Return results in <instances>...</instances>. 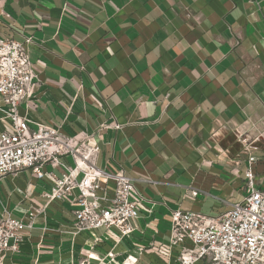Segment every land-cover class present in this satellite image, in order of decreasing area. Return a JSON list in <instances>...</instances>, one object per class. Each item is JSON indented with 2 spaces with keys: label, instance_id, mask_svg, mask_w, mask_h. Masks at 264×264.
Here are the masks:
<instances>
[{
  "label": "crops",
  "instance_id": "1",
  "mask_svg": "<svg viewBox=\"0 0 264 264\" xmlns=\"http://www.w3.org/2000/svg\"><path fill=\"white\" fill-rule=\"evenodd\" d=\"M0 38L33 42L29 117L85 134L99 148L96 166L121 167L148 198L141 231L114 248L113 264L138 247L135 264H167L173 211L218 218L241 202L242 140L264 188V0H0ZM50 188L28 171L3 178L0 211L20 217ZM71 212L66 201L49 206L0 264H80L88 255L107 264L112 245L90 252V235L73 239Z\"/></svg>",
  "mask_w": 264,
  "mask_h": 264
},
{
  "label": "built area",
  "instance_id": "2",
  "mask_svg": "<svg viewBox=\"0 0 264 264\" xmlns=\"http://www.w3.org/2000/svg\"><path fill=\"white\" fill-rule=\"evenodd\" d=\"M32 44L29 38H0V123L6 125L0 130V181L28 171L49 181L51 188L41 192V207L31 206L20 217L0 211V260L19 252L23 234L47 215L49 206L66 201L72 209V238L90 235L85 241L90 252L102 242L110 243L106 257L107 264H113L114 248L141 231L140 204L148 198L136 190L121 167L109 173L96 166L99 148L89 144L85 134L69 136L29 117L38 84L29 57ZM242 143L247 158L242 201L218 218L173 211L163 245L167 264H264V188L256 186V157L246 140ZM143 250L138 247L123 264H135ZM91 258L88 255L80 264H90Z\"/></svg>",
  "mask_w": 264,
  "mask_h": 264
}]
</instances>
